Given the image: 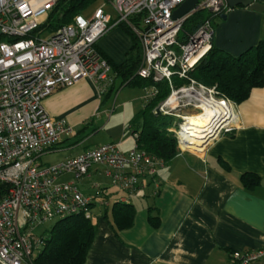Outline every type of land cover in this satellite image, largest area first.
Returning a JSON list of instances; mask_svg holds the SVG:
<instances>
[{"label":"built area","instance_id":"obj_1","mask_svg":"<svg viewBox=\"0 0 264 264\" xmlns=\"http://www.w3.org/2000/svg\"><path fill=\"white\" fill-rule=\"evenodd\" d=\"M61 1L0 0V264H32L33 252L41 245V237L34 239L32 234L37 226L69 215L91 219L93 198L74 182L57 183L59 176L71 173L79 179L93 164H101L114 184L129 191L164 165L137 144L122 153L113 143L58 164L40 165L44 153L74 133L65 120L44 111L43 99L84 78L92 80L99 92L109 87L111 68L96 44L110 29L125 25L136 36L142 49L139 78L169 83L171 92L157 107L176 119L169 132L180 150H204L218 135L232 130L231 100L192 80L177 88L171 84L174 76L187 78L212 48L211 19L181 43L177 36L184 21L202 10L222 15L229 9L225 0H198L189 15L178 19L172 12L185 0H105L89 17L77 15L70 24L47 33L42 25ZM107 4L114 18L106 11ZM144 92L145 103L157 94L154 86H146ZM207 115V132L184 129L190 117ZM230 256L232 264H250L264 258V244Z\"/></svg>","mask_w":264,"mask_h":264},{"label":"crops","instance_id":"obj_2","mask_svg":"<svg viewBox=\"0 0 264 264\" xmlns=\"http://www.w3.org/2000/svg\"><path fill=\"white\" fill-rule=\"evenodd\" d=\"M224 15L211 19L213 47L238 56L264 40V13L236 7ZM131 45L120 26L96 44L99 53L117 65ZM145 87L119 88V80L112 77L103 92L87 78L55 89L42 107L51 118L65 120L74 133L44 153L40 165L58 164L106 143L122 153L133 149L130 121L144 106ZM123 91L126 98L121 99ZM119 98L121 112L116 116ZM97 117L106 119L109 133L102 142L93 140L100 130ZM46 155L56 157L42 164ZM106 169L93 164L79 179L71 173L56 179L74 182L93 198L90 220L95 236L84 264H232V252L246 253L264 244V86L234 103L229 133L218 135L204 150L178 148L168 164L157 167L154 176L141 178L135 189L121 190ZM246 174L258 179L255 187H244L241 178ZM115 203L133 206L130 227L121 229L113 222ZM149 216L157 219L156 227ZM250 264H264V258Z\"/></svg>","mask_w":264,"mask_h":264},{"label":"trees","instance_id":"obj_3","mask_svg":"<svg viewBox=\"0 0 264 264\" xmlns=\"http://www.w3.org/2000/svg\"><path fill=\"white\" fill-rule=\"evenodd\" d=\"M99 0H62L42 25L47 33L70 24L73 18L82 14L88 7ZM255 1V0H252ZM221 12L220 14L225 13ZM208 11H198L189 16L183 23L177 39L184 43L189 36L206 19H213ZM216 17V16H215ZM122 29L132 40L121 64H114L102 56L110 65L111 76L119 80V88L123 86H154L157 94L130 121L132 133H136L135 142L138 148L148 155L168 164L177 154V141L169 129L176 123L173 116H156L154 109L170 94L167 81L154 83L143 80L137 72L141 65L142 49L136 36L125 25ZM190 80L206 87H212L220 97L227 98L235 104L245 101L250 91L264 86V40L248 48L238 56L212 46L211 50L188 72L187 78L177 76L171 78L174 88L187 85ZM242 183L251 189L258 184V179L250 174L243 175ZM134 208L130 204L115 203L112 208V220L118 228H128L133 223ZM155 227L157 219L148 217ZM95 225L82 215H69L57 219L47 234L40 238L38 254L33 257L32 264H84L88 250L94 240Z\"/></svg>","mask_w":264,"mask_h":264},{"label":"rangeland","instance_id":"obj_4","mask_svg":"<svg viewBox=\"0 0 264 264\" xmlns=\"http://www.w3.org/2000/svg\"><path fill=\"white\" fill-rule=\"evenodd\" d=\"M103 1L105 0H99L98 2H96L95 4L91 5L90 7H88L83 13L82 15L85 16V17H89L93 11V9H95V7H97L98 5H100L101 3H103ZM106 11L111 14V16L114 18V14L111 10V6L110 4H107V7L105 8ZM140 45V44H139ZM141 47V46H140ZM118 84V83H117ZM117 84H116V87H117ZM125 92L126 91H123V93H121V96L120 98L123 99V98H126L125 96ZM115 94V92H114ZM114 94H112L110 100H109V105L112 103L113 101V98H114ZM119 98V101L115 104V109L117 112H115L116 116L118 115V113L121 112V109H118L119 107H121V104H120V99ZM114 114V115H115ZM120 115V114H119ZM105 124H106V119L103 118V117H97L95 119V125L100 127V130L99 132L94 136L93 140L96 141V142H102V141H105L106 138L109 136V133L107 131V129H105ZM172 128V127H171ZM56 157V155H46L44 157H42V164L43 163H46V161H52L54 158ZM58 183H63V182H58ZM20 224H23V220L20 219ZM57 221V219H53V220H50L40 226H37L34 230H33V238L34 239H38L44 235L47 234V231H49L51 229V227L53 226V224ZM38 254V250H35L33 252V257H35L36 255Z\"/></svg>","mask_w":264,"mask_h":264},{"label":"water","instance_id":"obj_5","mask_svg":"<svg viewBox=\"0 0 264 264\" xmlns=\"http://www.w3.org/2000/svg\"><path fill=\"white\" fill-rule=\"evenodd\" d=\"M198 0H185L182 4L178 6L177 9H175L172 12L173 19H178L183 16H187L191 13V11L195 8V5L197 4ZM226 5L228 8H236V7H244L247 8L250 11L258 12V13H264V4L258 2V1H252V0H225ZM222 19H225V15H221ZM154 114L156 116H165L166 113L162 110H160L158 107L154 109ZM214 137V132L211 134H208L205 141L208 143L210 139ZM215 139V138H214ZM213 139V140H214ZM210 143L207 144V146Z\"/></svg>","mask_w":264,"mask_h":264},{"label":"bare ground","instance_id":"obj_6","mask_svg":"<svg viewBox=\"0 0 264 264\" xmlns=\"http://www.w3.org/2000/svg\"><path fill=\"white\" fill-rule=\"evenodd\" d=\"M209 112H207L208 114ZM210 117L207 116H196L190 117L187 120V123L184 125V129H190L191 127L194 129V132H207V127L210 122ZM206 129V131H205ZM191 144H194L191 142Z\"/></svg>","mask_w":264,"mask_h":264}]
</instances>
